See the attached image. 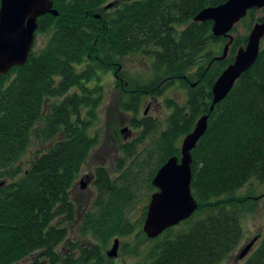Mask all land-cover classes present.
<instances>
[{
  "label": "trees",
  "instance_id": "1",
  "mask_svg": "<svg viewBox=\"0 0 264 264\" xmlns=\"http://www.w3.org/2000/svg\"><path fill=\"white\" fill-rule=\"evenodd\" d=\"M227 1L53 0L59 16L38 22L43 46L35 51L34 45L27 63L0 82V264H74V252L82 264H105L104 249L112 240L131 237L124 253L145 254L138 264H222L236 252L244 237L241 208L261 198L237 193L253 181L264 185V45L255 65L211 113L213 85L248 36L234 37L228 58L218 62L223 48L216 55L212 48L228 40L213 36L212 22L194 18ZM263 16L264 9L252 10L241 23L251 32ZM127 56L152 62L151 82L130 86L138 90L136 99L160 96L172 86L161 88L163 80L185 78L189 84L182 83L188 90L186 106L168 103L173 109L168 128L142 159L143 166L154 167L146 181L148 195L156 192L152 181L160 168L181 157V142L198 119L210 117L192 152L191 189L199 208L189 220L150 240L140 229L148 207L133 224L127 214L132 187L116 184L100 168L95 208L80 228L95 243L80 247L58 221L77 223L69 192L97 144L90 127L103 96L100 73L113 72ZM136 99L127 105L134 112ZM149 129L151 134L157 127ZM36 142L51 146L25 167L22 159ZM245 264H264V237Z\"/></svg>",
  "mask_w": 264,
  "mask_h": 264
},
{
  "label": "rangeland",
  "instance_id": "2",
  "mask_svg": "<svg viewBox=\"0 0 264 264\" xmlns=\"http://www.w3.org/2000/svg\"><path fill=\"white\" fill-rule=\"evenodd\" d=\"M258 11V10H257ZM262 11V10H261ZM242 22V21H241ZM231 32L233 38L237 36H249L250 31L246 29V23H239ZM225 44L215 46V55L220 53L217 58L223 56L225 46L230 42L229 38ZM44 38L36 37L35 51L40 50L43 46ZM264 45V41L261 46ZM210 51V48L208 49ZM230 51V50H229ZM228 58V57H227ZM216 59V58H215ZM122 62V68L116 64L114 71L111 73H100L103 96L100 105L97 108V119L91 124L90 135L97 138V144L94 147L89 159L84 164L81 174L76 181V187L71 190L70 199L77 211V223L73 226L65 223V218L59 219L61 228H68V239L73 244L80 247H93L95 240L90 234L86 236L80 234V228L86 213L95 208L98 191L95 186L97 170L103 168L107 171L111 180L116 184L129 185L133 189V198L127 209V214L131 222L135 225L139 223L141 218H144L145 207L149 206L151 194L148 195L147 179L153 171L151 163L144 164L143 157L148 149L153 145L156 139L162 132L166 131L169 125V117L173 113V109L169 108L170 103H177L179 106H186L188 100V90L178 84L174 87H169L161 93L160 96L141 95V97L132 94L130 86L132 83H148L154 78L152 62L140 56H127ZM115 78H113V74ZM195 73V71H193ZM194 84V83H193ZM135 96V97H133ZM140 96V94H139ZM138 103V109L134 112L132 100ZM63 98L58 99V103ZM129 107V108H128ZM148 125L145 127L144 124ZM156 125L157 129L154 133H149L151 125ZM123 131H125L123 133ZM152 132V130H151ZM57 142V140H55ZM42 144V143H41ZM37 142L31 146L26 155L22 159V164L28 166L39 153L51 146V143ZM182 145V142H181ZM141 164V166H137ZM85 176H90L91 181L82 179ZM85 183L86 189L83 190L80 183ZM154 193V192H153ZM240 197L247 195L253 198H258L257 201H250L241 208L244 212L242 225L244 237L236 252L224 261L222 264H245L252 252H254L260 243V238L264 237V185H259L256 182H251L237 193ZM148 212V210H147ZM147 212L145 219L147 217ZM145 221V220H144ZM144 224V223H143ZM143 224L140 229L143 228ZM256 237L259 238L255 247L249 256L244 260H239L241 250ZM120 241L118 256L109 258L108 252L113 248L114 242ZM133 238H117L112 240L108 248L104 249L107 256L105 264H138L142 263L145 256L141 258L124 253V246L131 244ZM74 252V264H82L78 259V253ZM27 261L25 264H29Z\"/></svg>",
  "mask_w": 264,
  "mask_h": 264
},
{
  "label": "water",
  "instance_id": "3",
  "mask_svg": "<svg viewBox=\"0 0 264 264\" xmlns=\"http://www.w3.org/2000/svg\"><path fill=\"white\" fill-rule=\"evenodd\" d=\"M132 1V0H131ZM113 4L107 6V9ZM264 9V0H228L225 4L207 8L195 18L196 23L212 22V34L215 38H229L223 56L215 61L227 59L233 38L230 33L245 19L252 10ZM59 16L53 8V0H1L0 6V82L3 76L15 67L24 66L34 48L39 19L46 16ZM99 18V16H96ZM264 40V16L254 25L247 45L240 48L235 60L218 77L212 88V113L216 105L223 102L232 92L237 82L257 62ZM196 85L194 84L193 87ZM209 115L198 119L194 130L187 135L181 146V157H173L160 168L152 181L156 189L151 195L143 232L148 239L154 240L167 230L179 226L189 220L199 206L192 194V152L208 130ZM125 131H123L124 133ZM86 189V185H82ZM259 240L256 237L248 243L239 255L244 260ZM120 241L114 242L108 252L109 258L118 256Z\"/></svg>",
  "mask_w": 264,
  "mask_h": 264
},
{
  "label": "flooded vegetation",
  "instance_id": "4",
  "mask_svg": "<svg viewBox=\"0 0 264 264\" xmlns=\"http://www.w3.org/2000/svg\"><path fill=\"white\" fill-rule=\"evenodd\" d=\"M120 67L122 68V66H120ZM109 73H111V72H109ZM112 74H113V78H115V74H114V73H112ZM183 82H186V85H189L188 82H187V80L184 78V80H178V81H174V82H165V81L163 80V81L161 82L160 87H161V88L167 87V86L170 85V83L172 84L173 87H174L175 85H177V84H178L179 86L182 85L183 87H185L184 84H182ZM198 83H199V79H197V80L195 81L194 84H195L196 86H198ZM194 84H192V88H195V87H196V86L193 87ZM172 86H169V87H172ZM169 87H168V88H169ZM130 90H131V89H130ZM137 91H138V90H131V93L134 94V93H136ZM149 96H150V95H149ZM153 97H154V96H153ZM82 179H84V180H86V181H91V177H90V176H85L84 178L82 177ZM83 184L85 185V183H84L83 180H82V182L80 183L81 188H82V185H83ZM76 186H77V185L75 184L74 187H76ZM74 187H73V188H74ZM73 188H72V189H73ZM72 189H71V190H72ZM71 190H70V192H69V195H71Z\"/></svg>",
  "mask_w": 264,
  "mask_h": 264
}]
</instances>
